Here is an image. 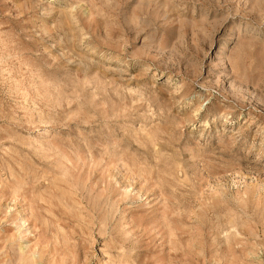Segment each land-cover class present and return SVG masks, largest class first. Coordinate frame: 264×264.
<instances>
[{
  "label": "rangeland",
  "instance_id": "obj_1",
  "mask_svg": "<svg viewBox=\"0 0 264 264\" xmlns=\"http://www.w3.org/2000/svg\"><path fill=\"white\" fill-rule=\"evenodd\" d=\"M0 264H264V0H0Z\"/></svg>",
  "mask_w": 264,
  "mask_h": 264
}]
</instances>
